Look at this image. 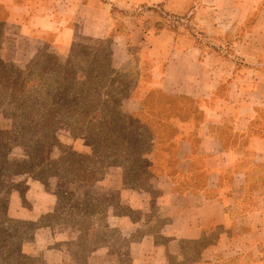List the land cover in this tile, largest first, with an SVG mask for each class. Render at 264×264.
<instances>
[{
	"label": "rangeland",
	"instance_id": "1",
	"mask_svg": "<svg viewBox=\"0 0 264 264\" xmlns=\"http://www.w3.org/2000/svg\"><path fill=\"white\" fill-rule=\"evenodd\" d=\"M39 51L0 54V264H133L141 244L144 264H203L218 232L160 234L155 176L177 174L187 104L141 95L139 56L115 39Z\"/></svg>",
	"mask_w": 264,
	"mask_h": 264
},
{
	"label": "crops",
	"instance_id": "2",
	"mask_svg": "<svg viewBox=\"0 0 264 264\" xmlns=\"http://www.w3.org/2000/svg\"><path fill=\"white\" fill-rule=\"evenodd\" d=\"M0 31V54L19 60L73 54L81 39L134 48L140 94L190 111L177 120V174L155 176L160 234L218 232L203 264H264V0H0ZM142 246L133 264L146 263Z\"/></svg>",
	"mask_w": 264,
	"mask_h": 264
},
{
	"label": "trees",
	"instance_id": "3",
	"mask_svg": "<svg viewBox=\"0 0 264 264\" xmlns=\"http://www.w3.org/2000/svg\"><path fill=\"white\" fill-rule=\"evenodd\" d=\"M177 20H178V19H177ZM177 20H176V21H177ZM174 21H175V20H174ZM173 23L176 24V22H172L171 24H173ZM164 26H165L164 24L157 25V29L160 30V29H162Z\"/></svg>",
	"mask_w": 264,
	"mask_h": 264
}]
</instances>
